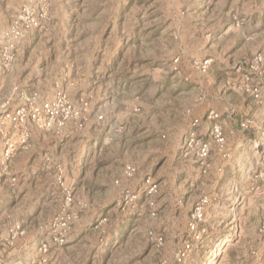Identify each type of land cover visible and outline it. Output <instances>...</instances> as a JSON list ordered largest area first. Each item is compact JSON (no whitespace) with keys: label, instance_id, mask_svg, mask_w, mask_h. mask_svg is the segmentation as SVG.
<instances>
[{"label":"rangeland","instance_id":"1","mask_svg":"<svg viewBox=\"0 0 264 264\" xmlns=\"http://www.w3.org/2000/svg\"><path fill=\"white\" fill-rule=\"evenodd\" d=\"M0 264H264V0H0Z\"/></svg>","mask_w":264,"mask_h":264},{"label":"built area","instance_id":"2","mask_svg":"<svg viewBox=\"0 0 264 264\" xmlns=\"http://www.w3.org/2000/svg\"><path fill=\"white\" fill-rule=\"evenodd\" d=\"M219 117L217 114L212 113L211 119L217 120ZM196 126V124H194ZM212 137L214 141L220 146L224 147L226 143V139L224 133L219 125H215L212 128ZM187 152L188 154H195L200 159H205L209 154V145L204 144L198 139L193 133L187 143ZM136 169L135 167L129 165L125 167L124 173L127 178H132L135 175ZM148 184L151 185L150 179L147 181ZM155 186L151 188L153 190ZM209 201L207 198L201 199V201L196 205L192 214L191 221L189 223V230L193 233V239L190 242H187L184 245V248L181 251V255L185 256L187 252H189L193 247V241L199 239V235L197 234L199 224L204 220L205 217V209L208 205ZM159 243L162 242V239H157Z\"/></svg>","mask_w":264,"mask_h":264}]
</instances>
